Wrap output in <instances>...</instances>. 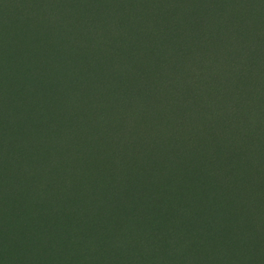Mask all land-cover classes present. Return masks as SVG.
<instances>
[{
  "label": "rangeland",
  "instance_id": "1",
  "mask_svg": "<svg viewBox=\"0 0 264 264\" xmlns=\"http://www.w3.org/2000/svg\"><path fill=\"white\" fill-rule=\"evenodd\" d=\"M77 3L127 17L135 8L130 16L138 31L125 19L112 20L121 36L98 49L104 57H95L94 31L76 41L68 30L49 29L48 14L30 18L0 8V167L3 161L12 172L0 190V264H264V240L242 202L264 206L257 191L247 189L254 174L228 185L198 169L190 159V124L181 121L183 110H195L182 101L186 74L191 77L207 52L229 49L237 38L248 50L264 22V0ZM192 90L201 94L196 84ZM41 105L52 110L48 122ZM146 106L159 114L155 120ZM151 120L157 131L148 129ZM132 131L133 146L147 134L157 138L138 145V153L120 155L119 142ZM92 132L100 139L90 144ZM127 163L134 171L125 183L91 190ZM60 169L67 184L91 190L76 193L83 211L56 214L45 188L33 200L38 179Z\"/></svg>",
  "mask_w": 264,
  "mask_h": 264
},
{
  "label": "trees",
  "instance_id": "2",
  "mask_svg": "<svg viewBox=\"0 0 264 264\" xmlns=\"http://www.w3.org/2000/svg\"><path fill=\"white\" fill-rule=\"evenodd\" d=\"M139 1L132 0L133 6L136 7L135 2L138 3ZM91 2H95V0H89V3ZM78 5L77 0H37V4H34V0H0V8L3 13H24L30 18L38 13H44L42 16L49 15L46 21V23H51L49 29L68 30L64 33L69 34L76 41L82 40L88 31H94L97 40L94 42L95 49L90 52V55L93 54L95 57L103 56L104 51L99 52L98 49L102 48V45L107 41L109 42L110 38L117 40L121 36L118 25L112 24V20L116 21L118 17L125 19L127 26L132 31L137 30L133 21L135 17L130 16L131 12H136L133 7L127 17L123 12L120 14V11L117 13L103 7L101 9L98 7L94 12L89 11V6L92 4L81 5V9L76 7ZM23 6H27L28 9H22ZM75 14H77V18ZM82 14L87 16L84 17ZM254 15L259 16L260 13H254ZM261 25L256 28L254 34H251L248 50L241 48V38H237L229 49H215L207 52L205 58L199 62L200 66L195 71H191V77L186 74L185 78L188 79V82L185 85L188 88L184 90L186 94L182 101H184L185 106L193 107L195 110L194 112H190V110L181 112L183 124H190V159L195 161L198 169L207 170L209 174L217 176L228 185L234 184L235 179L245 182L243 176L247 172L254 174L252 185L247 189L253 190V187L257 191L259 205L264 202V22ZM112 28L115 32H112ZM147 29V26L144 25L141 31ZM164 31L168 32V30ZM217 37L222 41H225L226 38L224 34L217 35ZM47 43H50L48 38L45 40V48L50 56L52 52H49L51 48L46 47ZM46 59L49 65L52 58ZM76 65L80 66L79 63ZM53 67H55V63H53ZM203 68L206 70L204 71ZM192 82H195L194 84L201 91L200 95L198 92H193L194 84ZM71 105L72 107L76 106L75 102ZM47 107L37 106L46 122L49 121L52 111L49 106ZM149 108L146 106L143 109L155 120L159 114L150 111ZM72 117L77 120L76 115ZM151 128L157 131V122L151 120L148 129L153 132ZM74 132H77L76 129ZM147 135V137L143 136L144 138L141 139L138 147L143 146V143H152L157 138L152 134ZM138 136L140 138V134ZM90 138H93V141ZM90 138L87 142L93 144L98 142L100 135L97 132H92ZM134 139L138 138L136 133L132 131L119 142L122 143L119 147L120 155H125L131 149L138 153V147L133 146ZM34 141L36 142L35 146L38 147L42 143L40 139ZM28 157L36 159L38 156L31 155ZM2 159L6 160V157L2 156ZM1 162L0 183L2 185L0 190L5 183L11 180L12 174L11 171L7 172L6 164ZM133 171L134 168L131 164H123L117 168V173L110 182L105 177L102 181L98 179L96 180L97 184L92 186L91 190L96 192L112 191L115 183H125L127 178L124 176L132 175ZM67 174L60 169L46 174L45 181L42 183L43 178L38 179L32 189L34 191L33 200L41 195L38 194L40 191L37 190L45 188L47 189V196L49 195L50 200L55 204L54 211L56 214L72 209L83 211L82 206L75 201L76 193L79 192L83 195L87 193L86 191L91 190L88 186L83 187L80 184L71 186L74 182L67 184L65 180ZM73 175L77 177L79 174ZM113 200L117 201L118 199ZM242 202L245 205L243 209L252 211L254 229L264 240V214L261 213L262 211L264 213V206L252 208V204L257 205L255 200H242ZM29 207L33 209L31 204ZM46 217L48 222L55 218L53 215Z\"/></svg>",
  "mask_w": 264,
  "mask_h": 264
}]
</instances>
